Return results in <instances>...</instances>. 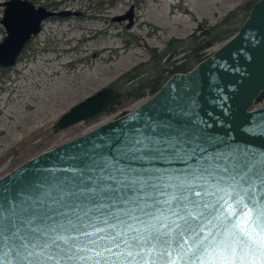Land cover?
Masks as SVG:
<instances>
[{
    "label": "water",
    "instance_id": "water-1",
    "mask_svg": "<svg viewBox=\"0 0 264 264\" xmlns=\"http://www.w3.org/2000/svg\"><path fill=\"white\" fill-rule=\"evenodd\" d=\"M0 7V26L5 33L0 41L2 70L18 64L47 21L82 16L79 11L52 10L30 0H6ZM135 10L136 6L132 5L113 21L126 22L129 30L136 23ZM263 93L264 0H258L238 33L191 71L170 77L155 95L133 111L40 154L1 178L0 193L8 197L3 205L5 225L14 223L25 241L32 237L33 228L48 234L40 238L41 242L63 237L67 244L60 243L65 251L52 253L56 259L63 257L62 264H94L96 260L101 264H131L152 259L155 254L150 255L148 248L133 250L129 255V249L124 246L113 247L112 251L98 256L88 243L95 237L84 233L97 228L111 232L109 224H116V230H122L127 224L116 221L127 220L126 214L139 216L138 220L128 222L144 233L151 221L136 210L137 204L152 207L153 199H158L163 206L171 191L167 185L176 179L192 180L205 169L218 167L221 158L226 160L238 152L264 153V104L258 106ZM118 96L119 92L111 85L97 91L64 113L53 131L59 133L98 120L109 112ZM150 117L187 143L172 155L126 157V145L122 141L128 137L129 128L144 124ZM194 133H199L203 141L193 139ZM101 165L110 171L118 167L163 179L153 198L130 190L126 191L132 203L95 196L98 186L111 183L103 175ZM15 193L18 194L13 201L11 196ZM19 244L17 240L0 249V264H17L34 251L31 247L22 249ZM38 258L44 260L47 255ZM172 258L176 259L177 254L173 253ZM247 264H253V257H249ZM255 264L261 262L257 260Z\"/></svg>",
    "mask_w": 264,
    "mask_h": 264
},
{
    "label": "rangeland",
    "instance_id": "rangeland-1",
    "mask_svg": "<svg viewBox=\"0 0 264 264\" xmlns=\"http://www.w3.org/2000/svg\"><path fill=\"white\" fill-rule=\"evenodd\" d=\"M251 1L49 0L59 4V10L85 15L47 21L18 64L0 69V179L40 154L133 111L148 98L98 120L53 131L73 106L149 61L150 50H163L171 39L188 37L200 23L214 25ZM132 5L136 23L128 30L126 22L113 19ZM4 36L0 33V41ZM129 40L134 43L127 47Z\"/></svg>",
    "mask_w": 264,
    "mask_h": 264
},
{
    "label": "snow or ice",
    "instance_id": "snow-or-ice-1",
    "mask_svg": "<svg viewBox=\"0 0 264 264\" xmlns=\"http://www.w3.org/2000/svg\"><path fill=\"white\" fill-rule=\"evenodd\" d=\"M128 133L122 141L126 145L125 156L135 159L172 155L187 143L179 134L161 128L151 117L144 124L132 125ZM192 138L203 141L199 133H194ZM101 168L111 183L98 186L94 195L129 203L133 201L126 190L153 198L163 179L134 173L131 169L117 167L110 171L103 165ZM167 187L171 191L163 206L158 199H153L152 207L146 203L135 206L151 221L144 233L128 222L139 219L132 214H126L127 220L117 218V224H127L122 230H116V224H109L111 232L97 228L84 233L95 237L88 243L97 255L102 257L103 252L124 246L129 249V255L133 250L145 248L150 249V255L155 254L150 260L131 264H247L250 256L253 264L257 260L264 264V153L238 152L226 160L221 158L218 167L211 166L192 180L176 179ZM17 194L11 196L13 201ZM7 202V194L0 193V249L18 240L20 248L31 247L34 251L17 264H62L63 257L56 259L52 253L64 252L60 242L67 244V241L57 236L41 242L40 238L48 234L39 228H33L32 237L25 241L14 223L5 225L3 205ZM74 247L83 251L79 246ZM173 253L177 254L176 259L172 258ZM44 255L47 259L38 258Z\"/></svg>",
    "mask_w": 264,
    "mask_h": 264
},
{
    "label": "trees",
    "instance_id": "trees-1",
    "mask_svg": "<svg viewBox=\"0 0 264 264\" xmlns=\"http://www.w3.org/2000/svg\"><path fill=\"white\" fill-rule=\"evenodd\" d=\"M31 1L38 5L42 0ZM43 1L46 2L43 6L53 10L60 6L49 0ZM257 1L252 0L237 7L214 25L208 22L200 23L191 35L171 39L163 50H150L149 61L132 68L112 85L119 92V96L107 114H115L127 105L152 97L170 77L191 71L209 56L212 48L221 46L238 33ZM0 33L5 34L2 27ZM132 43L134 41L129 40L126 46ZM258 104H264V93L260 96Z\"/></svg>",
    "mask_w": 264,
    "mask_h": 264
},
{
    "label": "flooded vegetation",
    "instance_id": "flooded-vegetation-1",
    "mask_svg": "<svg viewBox=\"0 0 264 264\" xmlns=\"http://www.w3.org/2000/svg\"><path fill=\"white\" fill-rule=\"evenodd\" d=\"M30 1H31V0H30ZM36 5H37V4H36ZM38 6H39V5H38ZM47 8H48V7H47ZM49 9H51V8H49ZM52 10H53V9H52ZM57 10H59V8H58ZM84 15H85V14L82 13V16H84ZM28 46H29V45H28ZM27 48H28V47H27ZM27 48H26V49H27ZM25 51H26V50H25ZM25 51H24V52H25ZM23 54H24V53H23Z\"/></svg>",
    "mask_w": 264,
    "mask_h": 264
}]
</instances>
